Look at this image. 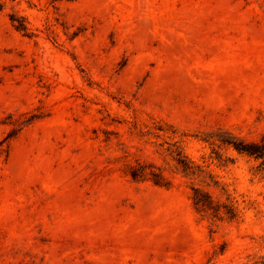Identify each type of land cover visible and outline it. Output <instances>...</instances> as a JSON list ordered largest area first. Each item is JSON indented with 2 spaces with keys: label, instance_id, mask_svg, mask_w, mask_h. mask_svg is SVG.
I'll return each mask as SVG.
<instances>
[{
  "label": "rangeland",
  "instance_id": "obj_1",
  "mask_svg": "<svg viewBox=\"0 0 264 264\" xmlns=\"http://www.w3.org/2000/svg\"><path fill=\"white\" fill-rule=\"evenodd\" d=\"M236 140L264 153V0H0V264H264Z\"/></svg>",
  "mask_w": 264,
  "mask_h": 264
},
{
  "label": "trees",
  "instance_id": "obj_2",
  "mask_svg": "<svg viewBox=\"0 0 264 264\" xmlns=\"http://www.w3.org/2000/svg\"><path fill=\"white\" fill-rule=\"evenodd\" d=\"M18 28H25L24 24L21 22H18L17 25ZM223 142H226L225 140H223ZM227 143H231L235 149H237L238 151L241 152H245L248 154H256L257 156L263 155V151L261 148L260 144L257 143H246L244 141H227ZM144 165L143 164H138L137 167L133 168L132 171V177L136 178V177H141L145 174V169H144ZM151 174L156 178L158 177V175L155 172H151ZM156 182H158V179H155ZM195 204H197L198 206L202 207L203 209H210L212 208L210 205V201L208 199L205 198H201V197H196V201ZM216 210H218L216 208Z\"/></svg>",
  "mask_w": 264,
  "mask_h": 264
}]
</instances>
